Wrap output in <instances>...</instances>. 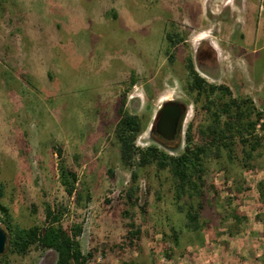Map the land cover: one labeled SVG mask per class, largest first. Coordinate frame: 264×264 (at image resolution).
Instances as JSON below:
<instances>
[{
  "label": "rangeland",
  "instance_id": "1",
  "mask_svg": "<svg viewBox=\"0 0 264 264\" xmlns=\"http://www.w3.org/2000/svg\"><path fill=\"white\" fill-rule=\"evenodd\" d=\"M204 32L210 39L199 41ZM169 35L186 42L176 46ZM189 60L208 84L226 85L234 97L259 105L264 0H0V184L14 223L44 229L48 205L66 208L62 224L83 227L78 240L94 264H264L258 191L264 159L244 170L237 163L230 181L216 161L208 162L201 212L208 226L202 231L186 228L179 206L187 208V201H177L169 170L123 164L116 135L123 102L125 112L142 122L136 148L158 146L177 157L192 126L194 143L199 142L197 128L207 120L205 96L190 91ZM170 100L188 111L178 144L165 149L151 139V129ZM56 147L90 203L79 206L67 195ZM134 172L140 204L147 203L144 213L117 205L127 202ZM239 186L243 191L237 194ZM200 202L196 199L195 206ZM236 208L245 220L230 237L229 216ZM130 218L142 226L134 245ZM0 226L9 234L1 215ZM172 228L180 233L178 245ZM57 259L55 251L40 248L8 256L9 264H56Z\"/></svg>",
  "mask_w": 264,
  "mask_h": 264
},
{
  "label": "trees",
  "instance_id": "2",
  "mask_svg": "<svg viewBox=\"0 0 264 264\" xmlns=\"http://www.w3.org/2000/svg\"><path fill=\"white\" fill-rule=\"evenodd\" d=\"M168 37L172 43H176L177 40H174L172 35ZM188 69L191 75L190 91H197L199 96H205L207 120L197 128L198 143H194L196 135L192 126L186 138L188 145L177 157L169 156L158 146H149L142 150L136 148L137 137L142 131V122L138 116H130L125 112V102L119 110L120 120L116 127V135L121 145V158L125 166L136 165L140 169L155 164L160 171H170L177 201L181 202L184 199L187 201V208L179 206L187 220L186 228L191 231H202L205 225L208 226L207 223L201 222L203 200L206 197L204 188L208 162L216 161L220 165V171L226 174V180L230 181L232 179L230 169L237 163L244 170L254 168L259 160L264 159V101L256 105L251 98L234 97L232 90L226 85L208 84L196 71L192 60H189ZM55 152L60 158V182L67 195L79 206L84 202L90 203L92 199L90 194L85 196L84 190L78 187V175L67 167L62 148L56 147ZM139 152L142 154L138 158L139 161H136ZM211 191L218 192L214 185L211 186ZM242 191L239 186L237 194ZM258 191L260 201L264 205V179L259 182ZM125 194L127 202L120 200L118 206L131 205L133 208L140 207L143 213L146 212L147 203L140 204L138 173H133ZM4 198L5 188L0 184V215L9 231L5 252L0 255V264H9L10 255L26 256L33 248L55 251L58 255L56 264H81L92 257L91 253L87 257L83 256L81 250L78 238L83 233V227L74 225L66 228L62 224L67 213L66 208L57 206L52 209L48 205L46 212L48 226L44 229L37 226L24 229L14 223L13 215L5 205ZM196 199H201L199 206L194 204ZM125 215L130 217V212H125ZM229 217L234 220V225L228 227V234L234 237L240 232L245 218L237 208ZM130 219L129 237L131 244L134 245L135 241L141 239L142 226H138L132 218ZM172 233L173 242L178 245L180 233L175 228H172Z\"/></svg>",
  "mask_w": 264,
  "mask_h": 264
},
{
  "label": "water",
  "instance_id": "3",
  "mask_svg": "<svg viewBox=\"0 0 264 264\" xmlns=\"http://www.w3.org/2000/svg\"><path fill=\"white\" fill-rule=\"evenodd\" d=\"M187 111L186 105L182 108L175 102H165L159 110L153 130L155 129L165 140L173 141L177 133L183 129ZM183 112L185 113L184 116ZM7 240L8 233L0 226V255L5 252Z\"/></svg>",
  "mask_w": 264,
  "mask_h": 264
},
{
  "label": "flooded vegetation",
  "instance_id": "4",
  "mask_svg": "<svg viewBox=\"0 0 264 264\" xmlns=\"http://www.w3.org/2000/svg\"><path fill=\"white\" fill-rule=\"evenodd\" d=\"M173 37H174V40H177L176 43H175L176 46H179L180 44L186 42V40H183L184 38H180V37L177 36V35H175V36H173ZM183 37H184V36H183ZM177 42H178V43H177ZM170 101H171V102H175V103L181 105L182 108H183V106H185V104L182 103V102H180V101H176V100H170ZM170 101H168V102H170ZM160 109H161V107H160ZM160 109H159V110H160ZM158 114H159V111H158ZM158 114H157V116L155 117V123H154L153 127H154L155 124H156V120H157ZM184 115H185V113L183 112V116H184ZM153 127H152V129H151V139L155 140V142H157V143H160L161 146H163L165 149H173V148L176 146V144H178V142H179V140H180V135H181V131H182V130L179 131V132L177 133V135H176V137H175V139H174L173 141H168V140H165L164 138H162V137L156 132L155 129L153 130Z\"/></svg>",
  "mask_w": 264,
  "mask_h": 264
},
{
  "label": "bare ground",
  "instance_id": "5",
  "mask_svg": "<svg viewBox=\"0 0 264 264\" xmlns=\"http://www.w3.org/2000/svg\"><path fill=\"white\" fill-rule=\"evenodd\" d=\"M208 37H209V36H208L207 34H202V35L199 36V39H198V40H199V41H200V40H202V41H203V40H207V39H209Z\"/></svg>",
  "mask_w": 264,
  "mask_h": 264
},
{
  "label": "built area",
  "instance_id": "6",
  "mask_svg": "<svg viewBox=\"0 0 264 264\" xmlns=\"http://www.w3.org/2000/svg\"><path fill=\"white\" fill-rule=\"evenodd\" d=\"M52 251V250H51ZM84 256V255H83ZM81 264H94L92 262H89L88 260L86 262H82Z\"/></svg>",
  "mask_w": 264,
  "mask_h": 264
},
{
  "label": "crops",
  "instance_id": "7",
  "mask_svg": "<svg viewBox=\"0 0 264 264\" xmlns=\"http://www.w3.org/2000/svg\"><path fill=\"white\" fill-rule=\"evenodd\" d=\"M199 33H200V32H199ZM202 34H207V33L204 32V33H202ZM202 34H200V35H202ZM208 38L210 39V36H209ZM200 41H202V40H200Z\"/></svg>",
  "mask_w": 264,
  "mask_h": 264
}]
</instances>
